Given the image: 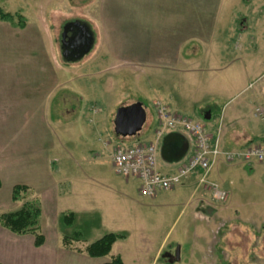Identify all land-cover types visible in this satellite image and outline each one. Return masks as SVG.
<instances>
[{
    "label": "rangeland",
    "instance_id": "rangeland-1",
    "mask_svg": "<svg viewBox=\"0 0 264 264\" xmlns=\"http://www.w3.org/2000/svg\"><path fill=\"white\" fill-rule=\"evenodd\" d=\"M92 1L0 0L3 12L19 13L24 21V27L20 28L16 15L13 22L0 20V214L19 209L26 200H40L42 213L39 229L47 244L60 243L64 235L71 236L73 229L82 234L80 240L71 242L76 247H84L105 233L116 232L120 222L116 218L119 212L114 213L113 209H119L122 202L104 188L105 182L102 181L117 183L133 200L148 204L153 198L141 196L138 181L129 178L125 182L114 172L111 164L110 154L118 140L113 129L116 109L123 104L140 101L149 116L153 108L150 101H144L137 95L138 90L140 93V89L146 88L142 74L136 68L138 63L132 64V68L129 66L130 61L107 58V47L110 48V45L103 42L102 28L99 32L90 20ZM218 1L226 8L216 19L218 23L213 28L212 36L228 35L227 48L231 54L249 51L248 56L250 52L254 53L252 57L249 56L254 57V63L260 59L258 73L253 75L242 77L239 69L229 70L231 73L234 71L229 77L230 89L220 102H228L227 105L233 106L244 105L246 97L251 93L260 95L263 101L264 0ZM73 20L86 21L93 30L95 40L91 50L81 60L65 63L59 53V37L62 25ZM229 27H237L245 32L243 39L238 40L239 33L236 34ZM236 42L239 43L238 47L235 46ZM114 67L122 73L114 76ZM63 85L68 87L67 92L59 91ZM79 85L86 86L90 91L85 104L80 94L72 90H76ZM50 91H55L52 95V114L60 116L62 112L63 116L73 118L64 125L47 122L50 107L47 100L51 95L47 100L44 99ZM261 104L264 106V102ZM246 109L244 115L249 118L248 126L257 133H264V119L254 117ZM34 110L35 118L32 119ZM218 110L214 111L213 116L215 127L222 120L220 112L224 111H221V107ZM37 114L43 116L41 122L36 121ZM193 118L205 121L203 117ZM147 125L146 120L137 135L122 139L128 144L142 137ZM249 132L252 134V131ZM50 152L56 155L50 156ZM91 157L97 161L91 165L84 164L83 171L86 175L99 177L94 203L91 200L90 184L83 186L81 180L75 184V179H64L57 170L63 162L72 171L76 170V166ZM239 164L243 171L238 170V175L227 180L233 181L231 193L227 191L228 186L227 190L219 186L228 193L227 200L220 202L212 198V206L205 207L206 216L211 219L209 222L208 219L193 218L189 208L181 212V206L169 209L155 204L154 207L146 208V212L153 224L152 231L156 230L154 226L158 223L163 234L158 229L160 232L153 236L142 234L129 237L127 241L115 244L113 251L122 252V257L129 264H264V161ZM16 184L30 186L34 191L21 200L13 201L11 189ZM206 191L212 197L211 192ZM172 194L161 192L158 200L167 199ZM180 197L184 198L183 195H177L178 204H181ZM91 206H97L101 211L75 214L71 227L62 224V212H76ZM0 229L11 237L22 238L1 226ZM166 233L168 241L165 248L153 260V247ZM149 239L151 242L147 241ZM11 246L9 243L0 246V250L2 247L8 249V256L12 260L8 264H27V261L43 259L45 254V250L37 247ZM110 255L106 256L107 259Z\"/></svg>",
    "mask_w": 264,
    "mask_h": 264
},
{
    "label": "crops",
    "instance_id": "crops-1",
    "mask_svg": "<svg viewBox=\"0 0 264 264\" xmlns=\"http://www.w3.org/2000/svg\"><path fill=\"white\" fill-rule=\"evenodd\" d=\"M225 8L226 6H222L218 0L92 1V19L90 20L95 25V29L98 28L99 32L102 28L103 36H101L104 37L103 42L110 45V48L107 47V58L109 60L118 59L130 61V65L127 63L130 67H132V64L138 63V67L136 68H138L137 71L142 74L141 76L145 81L146 88L140 89V93L138 90L137 95L139 94L144 101H150L149 103L153 108L152 114L148 116L147 110L143 102H141L146 113L145 122L146 120L148 122L144 135L131 140L128 144H126L122 138L133 136L115 135L118 140L114 143V148L117 145H132L137 142H154L157 145V167L159 171L165 174H172L177 170L180 161H171L169 155L180 152L182 149L184 150L185 140L188 143V151L190 139L188 135L182 131L173 132L175 134L169 136L165 143H163V138L170 132L159 139L156 137V130L158 129L159 123L156 117L154 104L157 102L166 106L171 113L186 116L191 119H194L193 117L204 118L205 115H208L209 118L205 119L203 123L209 133L219 137L220 144L224 149L241 150L249 143L263 140L264 133H257L255 130H251L248 126L249 118H245L244 115L245 108H247L246 110H250L253 114V108L257 105H262L261 103L264 102V100H261L260 95H256L255 93L249 94L244 101V105L239 104L233 106L227 105L228 102H222V104L220 102V99L227 96L228 89H230L231 83L229 77L234 74V71H232V73L231 71L229 72L230 69H239L242 77H247L248 75L258 73V66L260 64L258 62L260 59H257V63H254V57H249L253 56L254 53L252 52L249 53V56V51H242L240 54L229 53L226 39L228 35H224L223 37L212 36L213 28H216L218 23L216 19L224 12ZM231 27H229L230 30L235 31L236 34L239 33L238 40H242L245 32L239 30L237 27H233V29ZM104 31L106 32V36L104 35ZM246 40L248 39L246 38ZM235 46L238 47L239 43L236 42ZM255 65L256 68H254ZM119 71L117 67H114L112 73L116 76L122 73ZM246 87L247 86H245L244 89H246ZM62 90L67 92L68 87L66 85L59 87V91ZM72 90L80 94V99L84 101V104L88 101L90 91L87 90L86 86L79 85L76 90ZM55 91H50L48 94L46 93L44 99L47 100L51 95V98L47 100L50 104L47 122L64 125L73 118H69L67 115L63 116L61 111L60 116L52 114V95ZM215 100H218V102L215 103ZM220 107L221 111L224 110L220 112L222 120L219 125L215 127L213 121L214 111H219L218 109ZM73 110L74 108L71 109V111ZM35 113L36 111L34 110L32 112V119L35 118ZM41 117L43 116L37 114L36 121L41 122ZM249 131H252V134ZM51 154L56 155V153L50 152L49 155L51 156ZM49 155L46 156L48 157ZM46 156L45 158L47 159ZM61 160L64 161L63 157H61ZM96 161V158L91 157V159L86 160L85 163L76 166L77 169L73 171L71 167L63 162L64 164L60 165L57 169L61 175L60 177H64V179H75V184L78 180H81L83 186L84 184H90L92 189L91 200L93 203L95 193H97L96 185L100 183L99 177L96 175L84 174L85 171H83V167L84 164L91 165ZM239 163L240 162L226 164L223 161L218 162L209 172L208 179L218 183L219 186L225 190H227L226 186H228L229 190L227 191L231 193L230 189L231 185H233V181L227 182V180L232 176L238 175V170L243 171ZM44 167L46 172L50 174L49 169H47L45 165ZM79 171L80 173L78 175L77 173ZM122 179L127 182L129 178ZM102 182H105V184L103 183L104 188L122 202V204L120 203L121 205H119V209L116 207L113 209L114 213L115 211L119 212L116 218L120 220L117 224V230L114 233H122L124 234V238L115 241L111 251L106 256L112 255H110L108 259L106 256L93 258L86 254L84 251L85 246L76 247L72 244L64 245L62 239L60 243L56 245L47 244V240L42 234L44 237L43 244L37 248L39 250H45L44 257L38 261H27V264H104L115 256H119L123 264H129L122 257V252L115 253L113 251L115 249L114 245L119 241H127L129 237L135 235L147 234L153 236L154 233L158 234V232H160L158 229L162 231L158 223H155L154 226L156 230L152 231L151 228L153 224L148 219L146 212V208L149 206L154 207L155 204L157 207L164 206V208L167 207L169 209L181 206V208L183 207L181 212L189 208L193 218L199 217L203 220L208 219V222L211 220L207 218L204 209L205 207L208 208L212 206L214 202L208 191L198 184L197 175L189 176L183 180L180 185L168 190V192H173V194L167 199L158 200V194L166 192L159 191L148 204L133 200L124 192L122 187L117 185V183L112 184L108 181ZM177 195H183L184 197H180L181 204H178L176 201ZM231 197L233 196L231 195ZM132 201L136 202L133 203ZM231 207L232 206H230V208ZM99 210V207L91 206L89 208H81L76 212L73 210L68 211H72L75 215L81 212L84 213L85 211H87V214H93L97 213ZM219 216H223V214H219ZM160 234H163V231L162 233L160 232ZM164 235L165 236L162 235L161 239L153 247V253H155L153 260L159 251L165 248V244L168 241V234L166 233ZM16 236L22 238L17 239L16 237H11V235L0 229V246L9 243L13 245L10 248H15L18 245L24 247L28 246L31 249L35 247L32 235L24 234ZM23 238L27 239L25 240ZM147 241L151 242V239ZM7 250L8 249L5 250L4 247L0 250L1 264H8L12 261L8 256ZM12 250L13 249L10 251ZM6 256L8 257L5 258Z\"/></svg>",
    "mask_w": 264,
    "mask_h": 264
},
{
    "label": "built area",
    "instance_id": "built-area-1",
    "mask_svg": "<svg viewBox=\"0 0 264 264\" xmlns=\"http://www.w3.org/2000/svg\"><path fill=\"white\" fill-rule=\"evenodd\" d=\"M154 106L159 123L156 137L159 139L168 132L182 131L190 139L189 150L177 170L165 174L157 168V145L154 142L117 145L111 154L113 170L124 179H137L141 196L154 197L159 191L171 190L189 176L197 175L198 184L209 190L213 199L225 202L228 193L208 179L211 169L220 161L246 164L264 161V138L247 144L241 150L224 149L219 137L209 133L203 122L171 113L159 102ZM253 115L263 120L264 106H255Z\"/></svg>",
    "mask_w": 264,
    "mask_h": 264
},
{
    "label": "trees",
    "instance_id": "trees-1",
    "mask_svg": "<svg viewBox=\"0 0 264 264\" xmlns=\"http://www.w3.org/2000/svg\"><path fill=\"white\" fill-rule=\"evenodd\" d=\"M15 15L18 18L17 24L20 28L24 27V21L22 15L19 13H5L0 9V20L13 22ZM1 187V182H0ZM34 191L27 185L16 184L11 189V199L18 201L28 196V194ZM41 215V208L39 201L26 200L22 203L19 209L11 212H5L0 214V226L9 232L16 235L30 234L33 236V244L35 247H39L43 244L44 237L39 229V218ZM75 215L72 211L63 212L61 214V222L66 227H71L74 223ZM82 234L78 230H72L71 236L64 235L62 237V243L64 245L71 244L72 240H80ZM124 234L108 232L103 234L100 238L94 242L85 246L84 251L86 254L93 258L103 257L109 254L112 245L115 241L123 239ZM1 264V263H0ZM104 264H123L119 256L113 257L109 262Z\"/></svg>",
    "mask_w": 264,
    "mask_h": 264
},
{
    "label": "water",
    "instance_id": "water-1",
    "mask_svg": "<svg viewBox=\"0 0 264 264\" xmlns=\"http://www.w3.org/2000/svg\"><path fill=\"white\" fill-rule=\"evenodd\" d=\"M94 33L91 26L84 20H73L65 22L60 33V55L65 63H75L86 55L94 44ZM146 113L140 101L128 105L119 106L113 118V129L115 135L134 136L145 122ZM209 118L208 115L204 119ZM175 133H168L166 139ZM188 143L185 140V149L169 155L171 161H180L186 154ZM178 251H176V258Z\"/></svg>",
    "mask_w": 264,
    "mask_h": 264
},
{
    "label": "flooded vegetation",
    "instance_id": "flooded-vegetation-1",
    "mask_svg": "<svg viewBox=\"0 0 264 264\" xmlns=\"http://www.w3.org/2000/svg\"><path fill=\"white\" fill-rule=\"evenodd\" d=\"M63 26V25H62ZM61 31H62V28H61ZM59 50H60V37H59ZM60 53V51H59ZM61 56V55H60Z\"/></svg>",
    "mask_w": 264,
    "mask_h": 264
}]
</instances>
